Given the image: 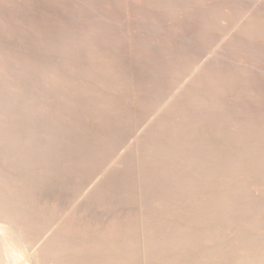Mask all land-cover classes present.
<instances>
[{
    "label": "rangeland",
    "instance_id": "374dc122",
    "mask_svg": "<svg viewBox=\"0 0 264 264\" xmlns=\"http://www.w3.org/2000/svg\"><path fill=\"white\" fill-rule=\"evenodd\" d=\"M0 229V264H264V0H0Z\"/></svg>",
    "mask_w": 264,
    "mask_h": 264
},
{
    "label": "bare ground",
    "instance_id": "6f19581e",
    "mask_svg": "<svg viewBox=\"0 0 264 264\" xmlns=\"http://www.w3.org/2000/svg\"><path fill=\"white\" fill-rule=\"evenodd\" d=\"M2 188H3V187H2ZM2 216H3V215H2ZM31 229H32V228H31ZM0 230H1V229H0ZM1 231H2V230H1ZM3 231H5V230H3ZM6 233H7V232H6ZM1 234H2V233H1ZM6 235H7V234H6ZM2 236H3V235H2ZM7 236H8V235H7ZM7 236H5V238H6ZM0 238H1V237H0ZM9 238H10V237H9ZM3 239H4V238H3ZM14 239H16V238H14ZM9 241H10V240H9ZM11 241L13 242V243H12L13 245H15V244L17 243V241H16V243L14 244L15 241H13L12 239H11ZM18 243H19V242H18ZM2 244H3V243H2ZM6 244H7V243H6ZM8 244H9V243H8ZM8 244H7V245H8ZM16 245H17V244H16ZM2 247H3V246H2ZM14 247H15V246H14ZM18 247H20V246H18ZM4 248H5V247H4ZM4 248H3V249H4ZM5 250H6V249H5ZM16 250H18V249L16 248ZM16 250H15V251H16ZM10 251H11V250H9V252H10ZM18 251H19V250H18ZM1 252H2V251H1ZM22 253H24V252H22ZM10 254H11V252H10ZM12 254H13V252H12ZM15 254H17V253H15ZM3 255H5V254L3 253ZM23 255H24V254H23ZM12 256H13V255H12ZM18 256H19V255H18ZM15 257H16V256H15ZM15 257H14V258H15ZM5 258H6V257H4V259H5ZM10 258H11V257H10ZM4 259H3V260H4ZM15 259L17 260V258H15ZM8 260H10V259H8ZM6 261H7V260H6ZM13 261H15V260H13ZM13 261H12V262H13Z\"/></svg>",
    "mask_w": 264,
    "mask_h": 264
}]
</instances>
